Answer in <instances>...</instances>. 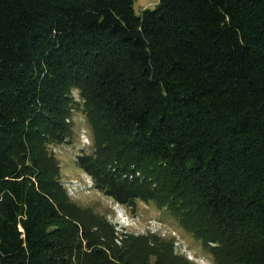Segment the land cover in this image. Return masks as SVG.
<instances>
[{
    "label": "trees",
    "instance_id": "16d2710c",
    "mask_svg": "<svg viewBox=\"0 0 264 264\" xmlns=\"http://www.w3.org/2000/svg\"><path fill=\"white\" fill-rule=\"evenodd\" d=\"M75 109L94 188L264 264V0H0V264H199L72 198L51 146Z\"/></svg>",
    "mask_w": 264,
    "mask_h": 264
},
{
    "label": "rangeland",
    "instance_id": "374dc122",
    "mask_svg": "<svg viewBox=\"0 0 264 264\" xmlns=\"http://www.w3.org/2000/svg\"><path fill=\"white\" fill-rule=\"evenodd\" d=\"M157 3L158 0H134V7L140 13L143 8L154 7ZM78 92V89H74L73 93L78 95ZM71 118L74 122L71 139L51 147L60 163L61 180L72 198L77 203L106 215L120 234L119 239L122 232L154 231L173 236L175 249L187 253L197 263L214 264L202 242L183 229L176 218L167 209L159 207L155 201L138 200L134 206L127 208L125 215L113 198L94 188L89 174L76 163L78 153L92 150L94 132L84 110L75 109Z\"/></svg>",
    "mask_w": 264,
    "mask_h": 264
},
{
    "label": "clouds",
    "instance_id": "9594fccd",
    "mask_svg": "<svg viewBox=\"0 0 264 264\" xmlns=\"http://www.w3.org/2000/svg\"><path fill=\"white\" fill-rule=\"evenodd\" d=\"M117 203H118V208H121L124 211V214L126 215L127 207L124 204L120 203V202H117ZM119 213H120V211H119ZM123 224L124 225H128L127 223H124V222H123ZM123 227H125V226H123ZM200 263H202V262H200ZM202 264H204V263H202Z\"/></svg>",
    "mask_w": 264,
    "mask_h": 264
},
{
    "label": "built area",
    "instance_id": "2783aa9c",
    "mask_svg": "<svg viewBox=\"0 0 264 264\" xmlns=\"http://www.w3.org/2000/svg\"><path fill=\"white\" fill-rule=\"evenodd\" d=\"M182 253H184V252H182ZM189 258H191V259H193L192 257H190L187 253H185Z\"/></svg>",
    "mask_w": 264,
    "mask_h": 264
}]
</instances>
